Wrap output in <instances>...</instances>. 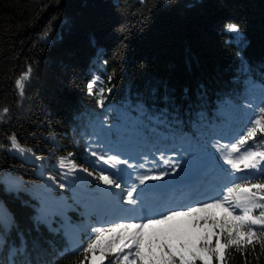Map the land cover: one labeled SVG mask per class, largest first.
<instances>
[{"label": "trees", "instance_id": "trees-1", "mask_svg": "<svg viewBox=\"0 0 264 264\" xmlns=\"http://www.w3.org/2000/svg\"><path fill=\"white\" fill-rule=\"evenodd\" d=\"M29 68L21 94L16 80ZM4 107L0 264H80L94 229L145 222L138 200L127 204L121 188L97 179L115 180L114 161L99 156L138 153L159 174L162 157L178 164L176 153L194 151L214 171L264 115V0H0ZM12 135L31 151L11 149ZM263 142L258 133L241 149L264 151ZM229 178L227 188L264 182L259 170ZM128 251L104 264H122ZM224 264H264V250L229 247Z\"/></svg>", "mask_w": 264, "mask_h": 264}, {"label": "snow or ice", "instance_id": "snow-or-ice-1", "mask_svg": "<svg viewBox=\"0 0 264 264\" xmlns=\"http://www.w3.org/2000/svg\"><path fill=\"white\" fill-rule=\"evenodd\" d=\"M229 32H238V26L228 25ZM31 69L16 80V86L23 94L25 81L28 79ZM89 93L93 92V84L88 85ZM103 88L99 94L102 96ZM103 105V99L98 101ZM9 112L8 107L0 110V119ZM260 114H264V107L260 108ZM252 125L248 127L239 140L231 145L229 157L226 163L231 165L236 172L243 170H259L264 175V151H251L245 149L237 158H230L232 153H240L241 147L249 140L256 138L257 134L264 135V115H259L255 120L249 121ZM11 149L24 154L30 149L23 148L17 141L15 135L10 138ZM255 146V145H253ZM97 156L96 152L91 153ZM71 154H69L70 156ZM42 159V157H36ZM66 159V158H65ZM100 161L110 163L116 161L128 164V161H121L118 156L105 158L99 156ZM165 163H168L165 161ZM61 167L65 166L64 161H60ZM112 167H115L113 164ZM75 166L73 165V169ZM88 172V169H83ZM167 173L161 171L159 174L142 175L139 179L140 185H145L148 181H159ZM92 175V173H89ZM97 179L105 185L121 188L112 176L100 172ZM60 187H64L63 184ZM137 187L132 185L125 197L126 203L135 206L137 198L134 193ZM233 194H235L233 196ZM234 199L235 204H230ZM225 205H228L227 207ZM264 209V182L256 184H235L227 188L223 199H215L211 203H201L196 207H189L187 211H169L167 215L160 214L158 219L141 217L142 223H111L107 227H100L93 230V237L83 249L84 260L88 264H104L105 258L110 254L125 253L122 264H224L225 252L229 247L241 250V246L259 244L264 250V231L259 235L253 230V226H260L264 229V211L259 215H253L255 209ZM235 209L242 210V214H235ZM216 210V211H212ZM203 213L201 216L199 214ZM178 218H187L180 220ZM135 219V218H131ZM6 228L9 226L4 225ZM215 238V239H214ZM223 238V242L222 239ZM99 253L97 256L96 253ZM91 253V259H89ZM12 255L15 254L13 249ZM131 257V258H130ZM117 258H119L117 256ZM9 264H12L10 261Z\"/></svg>", "mask_w": 264, "mask_h": 264}, {"label": "rangeland", "instance_id": "rangeland-1", "mask_svg": "<svg viewBox=\"0 0 264 264\" xmlns=\"http://www.w3.org/2000/svg\"><path fill=\"white\" fill-rule=\"evenodd\" d=\"M134 165V164H133ZM132 165V166H133ZM123 166L125 167V168H130V166H131V163L128 161V164H123ZM133 171H136L135 169L133 170ZM122 176L121 177H123V179L124 178H128L129 179V176L131 175V174H129V173H127V172H122ZM127 179H125V181H123V184L125 185V188L127 187V189L129 190V187L130 186H132L133 185V182H131V180L129 179V181L127 180ZM178 219H180V218H178Z\"/></svg>", "mask_w": 264, "mask_h": 264}]
</instances>
